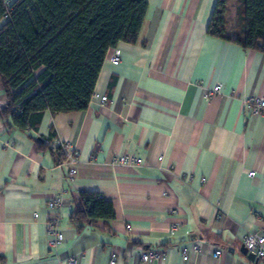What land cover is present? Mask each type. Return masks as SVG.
Masks as SVG:
<instances>
[{
	"label": "crops",
	"instance_id": "crops-1",
	"mask_svg": "<svg viewBox=\"0 0 264 264\" xmlns=\"http://www.w3.org/2000/svg\"><path fill=\"white\" fill-rule=\"evenodd\" d=\"M146 1L136 42L108 49L86 109L44 110L23 129L0 116V264H264L241 251L246 234H264V114L242 111L264 98V53L207 33L216 0ZM57 139L79 153L72 177L49 150ZM119 154L141 164L113 163ZM61 190L64 238L51 247L47 205ZM82 190L110 200L114 217L76 229Z\"/></svg>",
	"mask_w": 264,
	"mask_h": 264
},
{
	"label": "trees",
	"instance_id": "trees-1",
	"mask_svg": "<svg viewBox=\"0 0 264 264\" xmlns=\"http://www.w3.org/2000/svg\"><path fill=\"white\" fill-rule=\"evenodd\" d=\"M146 8V0H0V83L8 101L0 116L23 129L44 110L86 109L106 52L136 42ZM206 31L264 53V0H216ZM49 150L65 159L60 147ZM73 202L78 230L115 214L99 192L82 190Z\"/></svg>",
	"mask_w": 264,
	"mask_h": 264
},
{
	"label": "built area",
	"instance_id": "built-area-1",
	"mask_svg": "<svg viewBox=\"0 0 264 264\" xmlns=\"http://www.w3.org/2000/svg\"><path fill=\"white\" fill-rule=\"evenodd\" d=\"M112 63L117 64L119 62L118 56H113L111 58ZM221 86L215 85L212 88H209L205 92L206 98H211L214 94L220 92ZM95 98L101 103H104L107 100L106 95H99L95 93ZM242 111L246 113V115H255V114H264V98H260L257 96H250L245 98L242 101ZM55 146L61 148L64 153L65 161L70 164L69 168V175L72 177L76 174V169L74 165L79 160V153L77 149L68 141H60L55 140ZM112 162L118 165H131L136 166L141 164V158L136 157L132 154H119L113 157ZM255 172H249L250 176H254ZM66 191L61 190L60 192L56 193L49 201H48V209L52 212L51 221H50V228L47 230L48 234V242L51 247L58 245L62 242L64 236L63 233L57 230V222H58V213L60 208L64 203V195ZM129 227V226H128ZM177 228V224H173L171 226L172 230ZM243 246L246 248L247 252L254 254L255 258L264 261V234L261 233H248L244 236ZM194 251L198 250V246L194 244L192 246ZM182 258L186 260L188 258L189 248L187 246H182L180 249ZM221 254L220 250H215L213 256L215 258H219ZM157 252L150 251L142 254V259L147 260L152 257H156ZM114 256L111 258V263L114 262ZM69 262H75V258L70 257L68 259Z\"/></svg>",
	"mask_w": 264,
	"mask_h": 264
},
{
	"label": "water",
	"instance_id": "water-1",
	"mask_svg": "<svg viewBox=\"0 0 264 264\" xmlns=\"http://www.w3.org/2000/svg\"><path fill=\"white\" fill-rule=\"evenodd\" d=\"M241 251H242L244 254H247L248 258L253 259V260L255 259L254 254L247 252V250H246V248H245L244 246L241 247Z\"/></svg>",
	"mask_w": 264,
	"mask_h": 264
}]
</instances>
